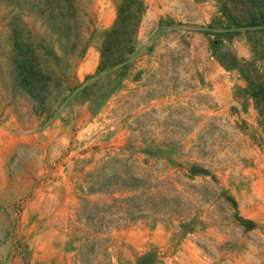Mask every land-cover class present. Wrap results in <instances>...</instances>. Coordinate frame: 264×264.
<instances>
[{
    "label": "rangeland",
    "instance_id": "obj_1",
    "mask_svg": "<svg viewBox=\"0 0 264 264\" xmlns=\"http://www.w3.org/2000/svg\"><path fill=\"white\" fill-rule=\"evenodd\" d=\"M142 1L133 50L107 98L37 116L11 89L10 23L60 56L63 23L0 0V264H264V131L253 101L235 94L245 80L219 61L228 49L264 73L250 49L264 32L227 27L218 0ZM120 2L75 0L71 31L86 48L67 55L72 85L96 72ZM127 157L160 175L204 165L258 228L243 232L211 205L192 227L114 221L102 210L119 194L90 193L85 173L101 178Z\"/></svg>",
    "mask_w": 264,
    "mask_h": 264
},
{
    "label": "trees",
    "instance_id": "obj_2",
    "mask_svg": "<svg viewBox=\"0 0 264 264\" xmlns=\"http://www.w3.org/2000/svg\"><path fill=\"white\" fill-rule=\"evenodd\" d=\"M9 1L19 12H24V9L37 11L47 21L63 23L62 38L57 41L63 53L61 56L54 55L51 47L42 42L25 38L16 19L10 23L12 35L8 60L11 89L26 100L32 114L49 116L57 108L76 101L98 106L107 98L114 86L110 82L115 83L122 75V62L133 50V35L145 8L142 0H121L113 25L104 33L96 72L74 85L68 81L66 73L75 63L69 61L67 55L75 56L73 60L86 48L81 38H77V33L71 31L75 0ZM218 2L221 14L230 22L227 27L254 26L264 32V0ZM240 5L244 8L241 16L234 14ZM261 41L260 48L256 44L250 46L254 59L264 60V40ZM219 61L225 68L237 70L245 80V87L237 88L235 94L253 101L258 126L264 131V73H259L250 61L239 59L228 49H224ZM102 73L106 76L105 83L101 81ZM120 160L124 163L118 170L101 178L93 176V171L85 173L90 193L119 194L102 210V213L112 215L114 221L133 222L151 217L179 227H192L198 218V208L211 205L216 211L228 213L227 220L230 219L229 222H234L243 232L258 228L255 221L240 215L236 199L204 165L192 162L172 176L160 175L147 159L130 160L127 157ZM138 161L145 167L131 168ZM197 178L201 180L197 181Z\"/></svg>",
    "mask_w": 264,
    "mask_h": 264
}]
</instances>
